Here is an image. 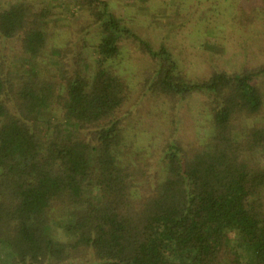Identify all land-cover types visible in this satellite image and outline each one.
I'll use <instances>...</instances> for the list:
<instances>
[{
    "label": "trees",
    "instance_id": "obj_1",
    "mask_svg": "<svg viewBox=\"0 0 264 264\" xmlns=\"http://www.w3.org/2000/svg\"><path fill=\"white\" fill-rule=\"evenodd\" d=\"M115 2L0 0V264H264V0Z\"/></svg>",
    "mask_w": 264,
    "mask_h": 264
},
{
    "label": "rangeland",
    "instance_id": "obj_2",
    "mask_svg": "<svg viewBox=\"0 0 264 264\" xmlns=\"http://www.w3.org/2000/svg\"><path fill=\"white\" fill-rule=\"evenodd\" d=\"M150 0H116L115 4L118 8V6H124L123 14L131 20V24L135 29H137L139 32L148 31L149 34H151L154 37L159 36L160 33H168L171 30V26L169 24H174L173 21L165 23V26L169 27L162 28L158 25H155V21L157 19H154L152 15L155 16V14L149 13L145 10L144 4H148ZM73 3V1H72ZM68 4V3H67ZM66 4V6H67ZM151 4V2H150ZM74 6L77 7L75 4ZM68 7L69 4H68ZM156 9V8H155ZM69 10L74 11V7L70 8ZM203 15H200L199 17L202 18ZM70 17V12L68 11L67 15L65 16V19ZM200 19V18H199ZM204 19V18H203ZM154 22V23H153ZM215 29L211 32L209 25L205 23L202 27L198 25L197 27L200 29L202 28L201 32V39L198 41L196 40L195 33H190L191 28L188 29L189 31L183 32V36H174L171 34V42L178 44L181 48L182 46L185 47L187 52H191L193 50L194 57H191L192 59H188V65L186 66V69L189 70V73L193 75H199L204 74L206 71V65L204 63V60H202L199 55L203 54L205 49L202 46L203 44L209 43L213 45L214 47H220L219 53H216V59L217 61L221 62L222 64H227V56H221L219 54L225 53H231L232 51H235L239 48V43H241L244 39L241 36L238 35H231L229 32V29H226L224 24L218 22V20H215V22L211 25ZM190 33V34H189ZM189 35V36H187ZM186 36V37H185ZM199 39V36H198ZM208 60L212 59V55L206 54ZM18 57V56H16ZM214 58V57H213ZM16 62H20L18 58H15ZM201 100L200 99H194L190 102L189 108L193 112L200 107ZM187 112V109L185 108L182 113V134L187 141H193L195 138V135L193 134V129L191 128L193 121L191 120V113H184ZM194 113V112H193ZM234 132L239 133V130L243 127V124H235L234 125ZM59 220L54 221V223L58 222ZM53 223V224H54ZM8 250L6 245L3 242H0V263L5 262L6 254Z\"/></svg>",
    "mask_w": 264,
    "mask_h": 264
}]
</instances>
